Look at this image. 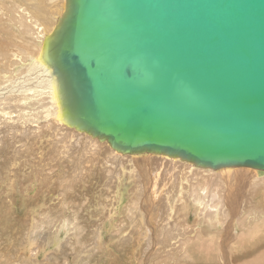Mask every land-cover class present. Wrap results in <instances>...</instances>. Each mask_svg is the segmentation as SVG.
<instances>
[{
  "label": "water",
  "instance_id": "obj_1",
  "mask_svg": "<svg viewBox=\"0 0 264 264\" xmlns=\"http://www.w3.org/2000/svg\"><path fill=\"white\" fill-rule=\"evenodd\" d=\"M42 56L76 131L264 171V0H66Z\"/></svg>",
  "mask_w": 264,
  "mask_h": 264
},
{
  "label": "rangeland",
  "instance_id": "obj_2",
  "mask_svg": "<svg viewBox=\"0 0 264 264\" xmlns=\"http://www.w3.org/2000/svg\"><path fill=\"white\" fill-rule=\"evenodd\" d=\"M4 4H6L7 7H11L9 1L0 0V19L2 18L1 20L3 21L9 20L8 22L12 24H17V25L20 24L18 26L21 28L22 27L21 23L20 22L18 23L19 20L15 18L16 15H14V13L11 14L10 11L8 12L7 9L4 7ZM14 18L16 19V21ZM3 66L4 65L0 63V69H2L1 72H6V70L2 68ZM14 113L15 111H13L11 114L14 115ZM3 128L4 127L0 128V254H1L0 262L2 264L4 263L20 264L18 261H16L19 260L21 256L20 255L21 251L17 250V248L19 247L21 240H23V238L25 239V237L29 240H33L36 238L38 239V241L50 240L52 236L55 237V240L51 242L49 245H47V248L46 246L45 247L41 246L42 248L37 249L35 252L34 249L35 247L36 248L38 247L39 245L38 244L35 247L31 246L23 250V253L24 254L26 253L27 257L34 255V258H36L35 262L30 261L31 264H40V262H45V261L46 264H50V263L51 264H62V263L82 264L85 262L84 261L85 258L82 259L81 262H79V260L74 262L73 254H75V252L78 251L79 248L81 250V248L85 246H87L88 248V252L86 254L89 253L88 255H86V257H88L92 252H95L97 250L96 255L93 257H89L90 262L88 263L86 262V264H226V263L234 264V262L236 264L246 260L247 258L249 260V258L253 257L255 254L258 253V251L264 248V223L263 224L259 223V222H264L263 221L264 219H260V218L255 219V216L252 214V208L248 209V211L251 210L250 213L246 211V207L250 205L249 203L250 201H253L256 204H264V194L261 193L260 187L254 189L253 186L254 183H252L249 180V177L254 175L251 172H249L245 176H242L241 178L244 177V179L239 180V182H237L236 185L234 186V190L236 192H233V203L236 207V211L239 210L238 211L239 214L242 211V216L238 217L239 215L236 216L234 215V217L233 216L226 217V219L231 217V223H232L231 229L227 231L228 237L230 239L228 237L227 239L223 237V235H221L220 232L221 228L217 227L216 228L217 232L211 229L207 230L203 227L201 228L196 221L197 212L194 213L191 210L187 216L180 215V213L177 214L179 210L176 206L172 209L173 210L172 216H167L164 213L163 209L165 208V206L167 207V204L165 203L166 199H168L170 205L176 202L175 201L177 200L176 197L179 194L177 188L179 183L176 179L177 176L176 173L175 181L171 185L169 186L166 185L165 187H163L164 184L167 182L166 181L167 177L162 172L160 173L158 170H156L157 169L156 167H158L157 163L160 161L158 159L159 156H157V158H154L155 163L153 162L149 164V177L151 182L153 181L155 182V183L150 182V185L151 188L155 189L154 192L156 196L159 194L160 190L165 189L164 190L165 193L162 192L158 196L159 200H156L155 198H152V200L150 199L147 200V203L149 205H152L153 208L152 210V208L148 207L149 208L148 210L150 212L148 216H151L152 220H154L152 221V226H154L153 224L156 225L154 226V231H152V238H151L152 240L146 237L149 242L148 244L142 241V243L138 244L135 248H132L130 246H125L122 250L121 248H118L117 245H115L116 242L118 241V238H121L122 235L129 234L130 232H134L133 229L131 231L128 228H125V226L133 227V224L135 223L134 220L136 218H134V215H132V210L129 216L126 215L128 210L127 207L125 208V210H123L124 206L130 200L133 184L130 181H128V179H126L127 181H124V184L120 185L119 188L118 187L113 188L112 186L111 188L108 186V182H107L108 177L104 176L105 177L104 178L102 176L103 174L101 173V171L99 172V170H96L104 166L101 165L102 157H105L106 156L105 152L108 153V151L105 148H102V150L100 151L103 153L93 157V159L98 162L93 163L95 164L92 167L93 170L87 173L85 172L86 169H84L83 163L82 162L77 163L76 160V157L81 158L82 155L80 154V152L88 151L89 147L92 145L91 141L87 137H85V135H82L84 133L75 134V133H71L70 130L68 129H62L60 131V134H57V132H54L55 128L54 129L51 128L48 129L49 133L47 134L45 133V130L43 128H40L36 131L37 133L36 135H34L35 133L34 130H30V133L27 136L28 138L26 140L24 136H20L17 129L14 130V128H7V129H3ZM32 137L41 139V140H37L36 148L32 146L34 141L29 139ZM51 138H53L51 143L54 144V146L56 145V149H54V146L51 147L49 146L48 148L47 146L48 144L45 143V140ZM64 144H70V147L73 148L71 150V153L64 151L65 150V148L63 147ZM42 147L46 150V154H42V156L41 155L37 156L36 154L38 152L35 151V149ZM60 155L65 157L61 158ZM57 156H59V159H57L58 158ZM34 157L36 158L42 157V158L37 159V163H36V158ZM47 157L50 158V160H47L48 159ZM10 160H12V163H15V165L13 166L15 167V169H11L13 170V172L12 171H11L12 173L10 172L11 173L10 175L12 174L14 175L12 178L9 179L6 177V181H5V174L6 176L8 174L7 169L10 168V164H12L10 163L11 162ZM45 161H47L48 163H44ZM108 163H115V162H108ZM181 163H186V162L181 161ZM105 165L110 166L109 164H105ZM76 166H78V168ZM112 166L113 167H109L111 169L109 170L107 169V171H110L109 172L111 178L110 180H114L115 177H117V172H118L117 170L116 174H113L117 166L116 165H112ZM183 168L180 170H183ZM192 168H194L195 170L197 169L193 166ZM82 169H84V172H82ZM251 170L253 171V169H250V171ZM186 172L187 169L184 168V173ZM240 172L244 174L247 173L248 170H240ZM155 174H158L157 180H155ZM160 175L162 178L160 177ZM33 178H35L37 181ZM160 178L162 180H160ZM197 178L198 177L190 178V181L193 180V182H191L192 184L189 183V186L185 185L184 188L186 189H184V191L183 190L180 191L184 194L191 193V196L195 198L202 196L206 198L207 202L214 201L218 203V205H221L222 195H221L220 184L217 181H215V183L217 182V184L219 185L217 189L218 194L217 192L215 194L213 192V189H211V185H213L212 182L214 181L211 182V179L210 180L206 179L204 183L203 182L201 183V180ZM159 183L162 185L160 186ZM129 184L132 185L130 186ZM239 185L244 187L241 188ZM198 187L199 189H197ZM156 188L158 189V191ZM110 189L112 191H110ZM258 190H260V192ZM202 191H203V195L200 194ZM253 191L255 193H251ZM119 193L120 195L122 194V200L120 202H118ZM247 193H251V195ZM252 194L255 195L256 197L252 196ZM161 195L164 201L163 200L160 201ZM180 195L184 199L183 194L180 193ZM217 195L221 199L217 198ZM243 195L245 196L243 197ZM58 196L62 198L60 201L57 200ZM110 196L111 197L115 196V197L113 200L114 206L109 207L110 209L112 208L113 209L111 210L109 214L110 216L108 217V215L104 210V205L106 206V204L110 202L111 200ZM165 196H167V198L164 199ZM49 198L51 199L53 198L52 201ZM49 202L50 204L48 205L47 203ZM116 202H118V205L116 204ZM154 203H156V205ZM161 203L163 204L161 205ZM154 206L156 207L158 206L159 209L158 208L154 209L156 208ZM152 212L154 214H152ZM34 215L36 218L34 217ZM245 215L246 216L249 215L250 217H252L251 219H248L249 222L245 223L249 227L250 226L252 227L253 224L259 223L257 224L258 226H256L252 232L250 231L251 229L248 230L247 232L246 227L240 228V224H243V222H240V220H242L241 218L243 216L245 218ZM23 218L27 222H25ZM106 218H108V220H106ZM252 220L254 221L251 222ZM233 222L235 223V225L233 224ZM25 223H27L29 227L26 226ZM167 223H169V225ZM175 223L176 224L179 223L178 224L179 226L175 225ZM160 224L161 226H164L163 228L166 227L170 229L168 231L165 229L160 230L161 229ZM58 225L62 226V231L59 230L58 232L55 233L54 229L57 228ZM63 226L65 228V231H67V233L64 231ZM183 228H185L186 231ZM170 232L172 236L169 235ZM130 235H132V237L134 236L136 237L134 233H131ZM232 237H234V239ZM177 238H179L181 243L177 241ZM210 239H212L213 241H211ZM206 241H208L209 243L207 242L205 244ZM184 242L186 243V245L184 244ZM96 244H98L97 247ZM103 245H104V249H103ZM11 246H13V248ZM98 246L100 247L101 250L98 248ZM12 249H14V251H12ZM98 249L101 252L98 251ZM102 250H104L103 252L105 253H103ZM182 250L187 251L183 259H182L183 256L180 254H182L185 251L182 252ZM5 251L6 253H4ZM16 251H17V258L14 255V252ZM32 251H34L33 254ZM220 253H225V260L227 259L225 262H223L224 258L220 259L221 258Z\"/></svg>",
  "mask_w": 264,
  "mask_h": 264
},
{
  "label": "bare ground",
  "instance_id": "obj_3",
  "mask_svg": "<svg viewBox=\"0 0 264 264\" xmlns=\"http://www.w3.org/2000/svg\"><path fill=\"white\" fill-rule=\"evenodd\" d=\"M7 1L10 2L11 7H7L6 4H4V7L7 9L8 12L10 11L11 14L14 13V15H16L15 18L19 20L18 23L20 22L22 27L20 28L18 26L20 24H18V25L12 24V23L8 22L9 20L3 21V20H1L2 18L0 19V58H1L0 63L4 65L2 68H4V70H6V72H1L2 69H0V128L4 127L3 129H7V128H14V130L17 129L20 136H24V138L26 140L28 138L27 136L29 135L30 130H34L35 131L34 135H36L37 134L36 131L40 128H43L45 130V133H47V134L49 133L48 129H51V128L52 129L55 128L54 132H57V134H60V131L62 129H68V130H70L71 133H75V134L84 133L82 135H85V137H87L91 141L92 145L89 147L88 151L80 152V154L82 156H81V158L76 157V160H77V163L78 162L83 163L84 169H86L85 172H87V173H89L91 170H93L92 167L95 165L93 163L98 162V161L94 160L93 157L103 153L100 150H102V148H105L109 154L105 152L106 156L102 157V161H101V165H104V166L100 167L99 169H96V170H99V172L101 171V173L103 174L102 175L103 177L104 176L108 177V179L106 178L107 182H108V186L109 187L112 186L113 188L114 187L119 188L120 185L124 184V181H127L126 179H128V181H130L133 184L130 200L128 199L129 202L124 206L123 210H125V208L127 207V209H128L127 214H126L127 216L130 215V212L132 210V215H134V218H136L134 220L135 223L133 224V227L125 226V228H128L131 231L133 229L134 232H130L129 234L122 235L121 238H118V241L116 242L115 245H117V247L121 248L122 250L125 246H130L132 248H135L138 244H141L142 241L144 243L148 244L149 242H148L146 237H148L150 239L152 238V231H154V226H156V225L153 224L154 226H152V221H154V220H152L151 216H148L150 213L148 209L152 208V205H149L147 203V200H149V199L152 200V198L159 200L158 196L162 192H164V190H165V189L160 190L159 194L156 196V194L154 192L155 189L151 188V185H150L151 180L149 177V164L153 163L155 161L154 158H157V156H159L158 159L160 161L157 163L158 167H156L157 168L156 170H158L160 173L162 172L167 177V179H166L167 182L164 184L163 187H165L166 185L169 186L175 181V174L176 173H177L176 179L179 183V185L177 186L178 193H179L178 196L176 197L177 200H175L176 202L174 201L175 203L170 205L168 199H166L165 203L167 204V207L165 206V208L163 209L164 213L167 216H172V213H173L172 209L176 206L179 210L177 212V214L180 213V215L187 216L188 213L192 210L194 213L197 212L196 213V218H197L196 221H197V224L201 228L203 227L207 230L211 229L215 232H217V230H216L217 227L221 228V231H220L221 235H223V237L227 238L228 237L227 231L229 229H231L232 223H231V217L228 219H226V217L227 216H233L234 217V215L235 216L239 215L238 217L242 216V211L239 214L238 213L239 210L236 211V207L233 203V192H236L234 190V186L236 185L237 182H239V180L244 179V177L241 178L242 176H245L246 174L251 172L254 175L249 177V180L252 183H254V185H253L254 189L260 187L261 193L264 194V171H259L256 169H253V171L252 170L250 171V169H252V168L242 167V166H239V167L232 166V167H224V168H218V169H204V168H198L197 167V169L195 170L194 168H192L193 165L190 163H187V164L181 163V160L171 158V157L162 156V155H153V154H145V153H143L142 155H140V154H138V155L122 154V153L116 151L115 149H112L106 140L99 141L98 137H91L90 135L86 134L85 132L76 131L72 127L67 126L61 117V110H60V106L58 103L60 95H59V89H57L56 78L54 77L52 68L46 63V60H44V57L42 56L43 41L46 38V36H49L51 34V32L55 29L57 22H58L60 16L62 15V13L65 9L66 0H7ZM8 5H9V3H8ZM16 19H15V21H16ZM3 35H5V36H3ZM13 111H15L14 115L11 114ZM20 131H22V132H20ZM29 139L34 141L32 146L35 148H36L37 140H41V139H38L36 137H32ZM83 139H84V137H83ZM52 140H53V138L45 140V143L48 144L47 145L48 148H49V146L50 147L54 146V144L51 143ZM100 140H102V139H100ZM23 144H24V142H23ZM63 147L65 148L64 151L69 152V153H71V150L73 149L70 147V144H64ZM54 149H56V145L54 146ZM44 150L45 149L43 147L37 148V149H35V151H37L39 154L38 153L37 154L34 153V154H36L37 156L38 155L42 156V154H46V150L45 151ZM34 154H33V156H34ZM86 156H88V157H86ZM57 157H58L57 159H59V156H57ZM64 157L65 156H61V158H64ZM98 157H100V156H98ZM34 158H36V157H34ZM41 158L42 157H40V158L37 157L36 163H37V159H41ZM47 160H50V158H48ZM10 161H11L10 163H12V160H10ZM108 162H115V163H108ZM44 163H48V162L45 161ZM105 164H109L110 166H106ZM11 165H12V167H11ZM14 165H15V163H12V164H10V168H8V169L6 168L8 171L7 172L8 174H7V176L5 174V181H6V177L8 179L13 177L14 174H12V175H10V174L13 172V170H11V169H15V167H13ZM112 165L117 166L115 168V171L113 172V174H116V171L118 170L117 177H115L113 175L115 177L114 180H110L111 179L110 173H109L110 171H107V169L108 170L111 169L109 167H113ZM183 166L185 169H187L186 173H184ZM76 167L78 168V166H76ZM193 167H195V166H193ZM182 168H183V170H180ZM84 169H82V172H84ZM113 170H114V168H113ZM240 170H248V172L242 174V172H240ZM160 177H161V175H160ZM192 177H198L197 179L201 180V183L202 182L204 183L206 179H208V180L211 179V182L214 181V182H212L213 185H211V189H213V192L215 194H216L218 186H219L217 184V182H218L221 186V195H222L221 205H218V203H216L214 201L213 202H207L206 198H204L202 196L195 198V197L191 196V193L190 194L182 193L181 191L182 190L184 191V189H186V188H184V186L185 185L189 186V183L193 182V180L190 181V178H192ZM75 178H77V177H75ZM153 178H154V176H153ZM157 178H158V174H155V180H157ZM161 178H160V180H162ZM33 179H35V178H33ZM83 180H85V179H83ZM152 181H153V179H152ZM215 181H217V182L215 183ZM153 182H151V183H153ZM11 183H12V181H11ZM161 185L162 184H160V186ZM240 187L242 188L244 186H240ZM197 189H199V187ZM260 190H258V191L260 192ZM110 191H112V190L110 189ZM157 191H158V189H157ZM10 192H11V190H10ZM180 193L183 194L185 200L182 198ZM251 193H255V192L253 191ZM251 193H247V194L251 195ZM200 194L203 195V191ZM217 194H218V192H217ZM163 196H164V194H163ZM244 196L245 195H243V197ZM252 196H255V195L252 194ZM114 197L115 196H112L110 202L107 204L105 203L106 206L104 205V210H105L106 214L108 215V217L110 216L109 214H110L111 210L113 209V208L110 209L109 207L114 206L113 205L114 204L113 203ZM118 198H119L118 202H120L122 200V194L120 195V193H119ZM165 198H167V196H165L164 199ZM217 198H220V197L217 195ZM49 199H51V198H49ZM52 199H51V201H52ZM61 199L62 198L60 196L57 197V200L60 201ZM161 200H163L162 195L160 197V201ZM34 202H36V201H34ZM102 202H103V200H102ZM118 202H116L117 205H118ZM213 203H215V204H213ZM249 203H250V205L248 204L249 206L246 205L247 206L246 211H248L249 208H252V214L255 216V219H257V218L258 219L259 218L264 219L263 218L264 217V204H256L253 201H250ZM260 203H262V202H260ZM47 204L49 205L50 202ZM154 204L156 205V203H154ZM162 204L163 203H161V205ZM231 204H232V207H231ZM211 205H213V206H211ZM59 207H61V206H59ZM154 207H156V206H154ZM7 208H8V206H7ZM33 208H34V206H33ZM157 208H158V206L154 209H157ZM45 209H44V211H45ZM152 210H153V208H152ZM261 210H262V213H261ZM250 211H248V212L250 213ZM154 213H155V211H154ZM154 213L152 212V214H154ZM132 215H131V218H132ZM34 217H35V215H34ZM28 218H29V216H28ZM251 218L252 217H250L249 215L248 216L245 215V218L243 216L241 218L242 220H240V222H243V224H240V228L246 227L247 232L250 229H251L250 231L252 232L254 230V228L256 226H258L257 224H259V223L263 224L264 223V222H259V223L253 224L252 227L251 226L249 227L245 223L249 222L248 219H251ZM5 220H6V218H5ZM106 220H108V218H106ZM253 221L254 220H252L251 222H253ZM25 222H27V221L25 220ZM25 224H26V226L29 227V225L27 223H25ZM167 224L169 225V223H167ZM178 224L175 223V225H178ZM233 224L235 225L234 222H233ZM160 226H161V224H160ZM134 227H135V229H134ZM163 227L164 226H161L160 230L165 229L168 231L170 229V228H166V227L163 228ZM248 227H249V229H248ZM63 228H64V226H63ZM183 229L185 230V228H183ZM54 230H55V233L58 232L59 230L62 231V226L58 225L57 228H55ZM155 230H157V229H155ZM64 231H65V228H64ZM173 231H175V230H173ZM250 231H249V233H250ZM65 232L67 233V231H65ZM131 233H134V235H136V237L135 236L132 237V235H130ZM165 235H167V234H165ZM165 235H164V237H165ZM169 235L172 236L171 232ZM213 235H215V234H213ZM116 236H118V235H116ZM232 238L234 239V237H232ZM35 239L29 240L25 237V239L23 238V240H21L19 247L17 248V250L21 251V254H20L21 256H20L19 260H16L20 264H31L30 261H32V262L36 261V258H34V255L27 257L26 253L25 254L23 253V250L25 248L31 247V246L35 247L38 244H39L38 247L37 248L35 247V249H34L35 252L37 249L42 248L41 246H44V247L46 246V248H47V245H49L51 242H53L55 240V237L52 236L50 238V240H43V241H38V239H36V240ZM156 239H157V237H156ZM161 239H162V237H161ZM259 239H260V237H259ZM210 240L213 241L212 239H210ZM155 241H157V240H155ZM177 241H179V243H181L179 238H177ZM207 242L208 241H206L205 244ZM150 243H152V242H150ZM184 244L186 245L185 242H184ZM97 245L98 244H96V247H97ZM187 245H188V243H187ZM236 245H237V243H236ZM140 246H142V245H140ZM11 247L13 248V246H11ZM61 248H62V245H61ZM89 248H90V246H89ZM98 248L100 249L99 246H98ZM94 249H95V247H94ZM99 249H98V251L101 250V249L100 250ZM103 249H104V245H103ZM12 251H14V249H12ZM103 251L104 250H102V252ZM183 251H185V252H183ZM33 252L34 251H32V254H33ZM87 252H88L87 246L81 248V250L79 248V250L76 251L75 254H73V261L76 262L79 260V262H81L82 259L85 258V260H84L85 262L82 264H86V262L87 263L90 262L89 257H93L96 255L97 250L95 252H92V253L90 252L91 254L88 257H86V255L89 254V253L86 254ZM182 252L184 254L182 253L180 255L183 256L182 257V259H183L184 256L186 255L187 251L182 250ZM4 253H6V251ZM4 253H2V254H4ZM103 253H105V252H103ZM176 253H177V251H176ZM220 254H221L220 259L224 258L223 262H225L227 260V259L225 260V253H220ZM14 255L17 258V251L14 252ZM124 256H125V254H124ZM116 257H118V256H116ZM132 257H133V255H132ZM11 258H13V257H11ZM45 262H40V264H44ZM234 264H235V262H234ZM236 264H264V248L261 249L260 251H258V253L255 254L253 257L249 258V260L247 258L246 260L241 261L240 263H236Z\"/></svg>",
  "mask_w": 264,
  "mask_h": 264
}]
</instances>
